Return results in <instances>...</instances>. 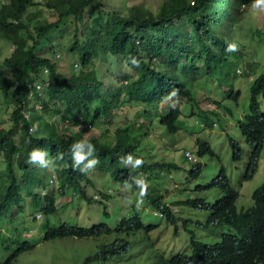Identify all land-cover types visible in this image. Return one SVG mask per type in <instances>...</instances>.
<instances>
[{
	"label": "trees",
	"instance_id": "obj_1",
	"mask_svg": "<svg viewBox=\"0 0 264 264\" xmlns=\"http://www.w3.org/2000/svg\"><path fill=\"white\" fill-rule=\"evenodd\" d=\"M41 1L0 0V37L11 43L10 51L0 52V97L7 98L6 103L12 108L8 113L10 127L0 129L4 165L0 217L6 214L11 219L26 206L30 207L33 221L46 220L40 227V241L65 240L71 244L75 240H89L81 244L95 250L80 264H90L101 257L125 254L129 235L141 230L146 233L153 226L144 224L135 211L114 226L71 222L70 218L78 214L75 204L103 205L99 198L85 192L83 183L88 185L91 181L82 169L90 160L97 159L96 170L109 174L119 183H130L138 194L137 181L142 176L148 179L147 174L156 167L169 174L178 171L180 168L173 163L144 161L134 133L125 132L127 123L135 131L145 130L148 136L154 118L149 113L139 119V112L144 109L142 114L146 115L162 107L158 118L171 133L177 130L180 117L188 120L197 116L209 125L211 110L201 107L199 93L205 100L213 99L200 87L195 90V84L201 78L221 80L218 73L223 66L228 70L232 61L243 60L242 43L237 39L226 40L230 30L223 33L221 26L224 21L234 19L242 6L253 5L254 0H161L155 11L147 4L133 3L125 14L106 12V18L100 22L94 18L95 13H90L97 8L95 0H44L43 4ZM39 4L55 11L56 22L73 18L75 29L65 51L76 54V63H69L67 73L57 71L52 59L55 45L45 37L56 22H38L30 28L29 20H25L29 8ZM180 17H186L189 31L175 27L174 20ZM255 33L259 35L258 31ZM40 37H44L41 43ZM229 44H235L237 50H227ZM45 47L47 54L41 52ZM114 58L124 59L133 68L132 74L121 77V84L116 86L103 83L95 67V59L111 66ZM132 58L138 62L137 66L131 63ZM73 65H77L75 70L80 67L78 71L74 72ZM187 72L189 78L185 76ZM174 90H178L175 95ZM239 95V90L228 88L230 100L236 102ZM261 100L264 101V70L249 87L250 113L240 122L243 137L253 147L248 169L257 167V144L264 139ZM129 106L140 107L122 116ZM197 147L202 149L198 144ZM233 148V157L238 160L239 148ZM32 151L47 156L50 164L34 165L29 159ZM76 153L85 159L77 163ZM138 158L143 160L140 168L136 165ZM200 172L201 166L196 164L189 176L197 178ZM53 178L59 186L57 194L51 188ZM206 188L222 193L213 205L201 199L171 203L207 209L205 226L217 223L228 227L229 232L213 244L191 235L190 254L178 251L167 259L163 252L155 251L153 258H158L160 264L164 260L169 264H264V182L256 190L251 208L244 213L236 212L238 192L224 175L221 180L213 179ZM58 199L62 201L57 203ZM143 199L156 208L167 224L176 227L174 232L178 234L177 223L184 225L186 221L172 213L162 195L150 189ZM4 228L9 232L10 226ZM7 231L4 236L0 232V237H8ZM91 240L96 242L94 247ZM12 242L14 248L7 249V256L0 264H12L22 253L37 246L29 240Z\"/></svg>",
	"mask_w": 264,
	"mask_h": 264
},
{
	"label": "rangeland",
	"instance_id": "obj_2",
	"mask_svg": "<svg viewBox=\"0 0 264 264\" xmlns=\"http://www.w3.org/2000/svg\"><path fill=\"white\" fill-rule=\"evenodd\" d=\"M41 2L43 4L44 0ZM160 2L161 0H95L97 8L92 12L90 11V13L92 15L95 13L94 18L97 22H100L106 18V12L125 14L128 6L133 3L147 4L155 11ZM42 4L36 7L32 6L27 11L25 20H29L30 28L37 26L38 22L54 23L57 21L55 11L53 9H46ZM29 16L31 17L30 19ZM88 23L93 22L89 21ZM174 25L176 28L182 26L184 32L189 31L186 17L175 19ZM74 29V21L70 16L56 22V24L54 23V26H51L45 35L47 41L55 45L56 53L52 59L53 62H56L58 72L67 73L70 69L69 63H76V54L71 53V55L65 51V47L72 41ZM228 30H230V34L225 36L226 40L237 39L242 43L240 50L244 55L242 56L243 60L232 61L228 65V70L223 66V70L226 71L223 72L221 69L218 73L219 77L222 76L221 80H216L215 77L211 79L201 78L196 82L194 87L195 90L200 87L202 92L210 94V97H213L218 102L219 108L211 100H205V97L199 93V100L203 108L208 107L211 103L213 111L228 112L227 116L217 118L211 114V111L210 113L208 112L210 122H218L213 128L203 127V120H200L197 116L188 117V120H191L190 124L185 123V121H188L187 119L181 118L177 124L181 122L183 126L177 130L175 135L163 132V127L160 126L158 120L152 121L148 134L149 137H147V132L143 129L135 131L129 122L125 130L129 135L130 133H134V139L139 147L138 151L141 152V157L144 161L149 164H158L170 160L171 162L174 161L180 168L178 171H170L169 174L156 167L155 171L149 172L150 178L149 180L146 179L145 182H148L147 192L152 189L158 195H162L163 201L176 208L177 212L175 213L180 215L186 223L184 225L182 222L177 223L178 234H176L174 232L176 227L167 224L156 208H151L143 198L141 200L136 189H133L128 184L114 181L109 175L100 170H96L95 168L90 170L88 167H85L82 170L91 181L88 185H85V182L83 183L85 192L89 196L94 194L101 199L100 201H105L104 207L95 202L90 205L84 203L75 204L74 207L77 210L75 211L78 214H74L70 218L71 222H77L83 226L99 223L114 226L122 218H128L135 211L140 214L144 224L153 226L146 233L141 230L135 234H130L128 249L125 254L101 257L98 261H93L90 264H160L158 263V258H153L155 251L163 252L164 257L167 259L170 258L171 254L178 251H185L186 254H190L189 240L191 235H194L196 240L206 244H213L219 241L223 233L229 232V228L226 226L206 227L205 222L209 216L207 209L199 210L186 205L180 206L171 203L174 200L180 199L183 201L201 199L203 202L213 205L215 200L222 196L219 190L206 188L211 180L217 176L218 163L216 157L219 158L224 166L230 185L239 192V197L236 201L237 210L251 207L253 191L264 181V149L260 155L256 174L252 179L244 181V166L249 154V148L241 135L237 119L241 115L249 113V87L253 79L264 70V8H253L252 5L248 8L242 6L239 14L234 19L223 22L221 32L225 33ZM256 31L259 32V35L255 33ZM251 34H253L252 38ZM42 39L44 37H40L38 41L41 43ZM39 46L40 44L36 50ZM10 49L11 43L0 37V52H8ZM41 52L47 54L46 47ZM76 66L73 65L74 72L80 68L78 66L75 70ZM95 67L97 75L100 76L102 82L113 86L121 84V77L130 76L133 71V68L128 66L124 59L120 58H114L111 66L100 64L95 59ZM189 74L187 72L185 76L189 78ZM229 87L240 91L236 103L227 97ZM6 101L7 98L0 97L1 130H6L10 127L8 113L12 108L11 105H7ZM139 107L129 106V109L123 112L122 116H128L134 113L133 111H138ZM262 109H264V102H262ZM143 111L144 109L140 110L139 113L141 115L139 119L147 116L149 113L151 115L154 114L150 111L144 115L142 114ZM187 112L190 113L189 110ZM94 129V132L97 133L98 130ZM37 130L39 129L37 128ZM229 138L239 144L241 154L237 162L233 161V153L228 142ZM197 139L207 141L216 157L208 155L201 157V173L197 178H191L189 176L187 158L183 156V152L185 149L194 150ZM38 155L43 156H39L40 158L33 162L34 165L42 163L45 166V164H50L47 156H44L41 152ZM3 169L4 165L0 155V184L4 181L2 176ZM39 176H41V172ZM51 186L53 192L58 193L59 186L56 181ZM107 192L110 193L109 200L102 197V195H107ZM60 201L62 200L58 199L57 203ZM103 208L106 209V214H104ZM10 212L13 213L12 210ZM31 212V208L26 206L24 210L19 211L11 219L6 214L0 217V232L2 236L7 231L4 227L8 228L10 226L9 232L7 231L9 233L8 237H0L3 240L0 244V261L6 258L7 249L11 250L14 248L15 245L12 241L19 240H29L37 243V246L30 252L22 253L12 264H80L84 257L94 252V248L81 244L87 243L89 240H75L71 244L69 242L66 243L65 240L40 241L42 236L40 227L46 223V220L43 218L41 221H33ZM106 239L109 240V238ZM66 240L71 241L73 239ZM91 241V244H93L94 240ZM95 244L96 242L93 244V247Z\"/></svg>",
	"mask_w": 264,
	"mask_h": 264
},
{
	"label": "bare ground",
	"instance_id": "obj_3",
	"mask_svg": "<svg viewBox=\"0 0 264 264\" xmlns=\"http://www.w3.org/2000/svg\"><path fill=\"white\" fill-rule=\"evenodd\" d=\"M177 35V34H176ZM212 99H213V101H211V102H213L215 105H216V107H218V102H217V100L216 99H214L213 97H211ZM216 100V101H215ZM262 102H264V101H260V106H261V104H262ZM236 103V102H235ZM201 105V104H200ZM202 108H203V106H201ZM219 108V107H218ZM204 109H208V110H211V114L212 115H214V117H217V118H220L221 116H227L229 113L228 112H226V113H221V112H216V111H213L212 109H213V107H212V104L210 103L209 105H208V107H206V108H204ZM220 110V109H219ZM261 113H264V109H262L261 108V111H260ZM154 114L152 115L153 116V118H154V120H158V122H159V124H160V126H162L161 128H162V131L163 132H165L166 134H169V135H175L176 133H177V130L178 129H180L182 126H183V124H181V122L179 123V124H176V129L177 130H175V132L174 133H171V131H169V130H167V128L165 127V126H163L162 125V123H161V121H160V118H158V115H159V117L161 116V114H162V107L157 111V112H153ZM196 113H198V111L196 112ZM249 113H250V110H249ZM248 113V114H249ZM222 114V115H221ZM248 114H246V115H248ZM246 115H241L238 119H237V123H238V126H239V129H240V122H242L243 120H244V117L246 116ZM195 117V116H194ZM182 117H180L179 119H181ZM178 119V120H179ZM178 123V122H177ZM218 122L217 121H213V122H210L209 123V125H205L204 123H203V127H205V128H213V127H215L216 126V124H217ZM240 132H241V135H242V137H243V133H242V131H241V129H240ZM147 137H149V136H147ZM243 139H244V141H245V143L247 144V146H248V148H249V154H248V156H247V159H246V162H245V166H244V174H243V180L244 181H247V180H250V179H252L253 177H254V175L256 174V171H257V169H258V162H259V159H260V155H261V153H262V151H263V149H264V139H260L259 140V144H257V147H258V149H259V151H258V154H257V167L254 169V168H250V169H248V167H247V165H248V157H249V155H251L252 153H253V147H252V144H250L249 143V141L248 140H245V138L243 137ZM228 142H229V145H230V147H231V150H232V153H233V155H234V148L233 147H236V148H239V151H240V147H239V144H238V142H236V141H234L233 139H228ZM197 144L202 148L201 150L200 149H198V147H197ZM175 147H176V145H175ZM240 154H241V151H240ZM205 155H208V156H210V157H212V156H215V154H214V152L212 151V149H211V147H210V144L207 142V141H203V140H200V139H197L196 140V148L194 149V150H191V149H185L184 150V152H183V156L185 157V158H187V162H188V165H189V172H190V169H193V167L196 165V164H199L200 166H201V163H200V158L201 157H203V156H205ZM216 157V156H215ZM240 159V158H239ZM239 159L238 160H236L234 157H233V161L234 162H237V161H239ZM216 160H217V163H218V169H217V176L214 178V179H219V180H221L222 178H223V175L227 178V175H226V172H225V169H224V166L222 165V163L220 162V160H219V158L218 157H216ZM167 162H169V163H173L174 165H177L174 161H168L167 160ZM162 163V162H161ZM86 167V166H85ZM141 166H139V168H140ZM95 168V167H94ZM201 169H202V166H201ZM83 171V170H82ZM84 172V171H83ZM104 173V172H103ZM201 173V172H200ZM107 174V173H106ZM107 175H109V174H107ZM148 175V180H149V178H150V175H149V173L147 174ZM142 177H144V178H141V179H143V180H146V176H142ZM140 179V180H141ZM114 180V179H113ZM213 180V179H212ZM211 180V181H212ZM227 180H228V178H227ZM115 181V180H114ZM229 181V180H228ZM55 182V179L53 178L52 179V182H51V185L53 184ZM117 182V181H116ZM264 182V181H263ZM119 183V182H118ZM121 183V182H120ZM148 183V182H147ZM122 184H128V185H130V183H122ZM209 185V184H208ZM207 185V186H208ZM131 186V185H130ZM132 187V186H131ZM133 189H135L134 187H132ZM235 189V188H234ZM258 188H256L254 191H253V194H252V198L254 197V194H255V192H256V190H257ZM137 190V189H136ZM236 190V189H235ZM106 192V191H105ZM238 192V191H237ZM137 193H138V191H137ZM103 194V193H102ZM91 195V194H90ZM91 196H95L94 194L93 195H91ZM140 196V195H139ZM95 197H97V196H95ZM102 197L104 198V199H108L109 200V197H110V193H108L107 192V195H102ZM238 197H239V192H238V196H237V199H238ZM97 198H99V197H97ZM219 198V197H218ZM217 198V199H218ZM216 199V200H217ZM237 199H236V201H237ZM99 200H101L100 198H99ZM215 200V201H216ZM236 201H235V206H236ZM101 203H103V207H104V203H105V201H101ZM148 204V203H147ZM166 204V203H165ZM101 205V204H100ZM149 205V204H148ZM168 207H169V209L172 211V213L174 214V215H176L177 217H180V215H177L175 212H177V209L176 208H173L171 205H168V204H166ZM150 206V205H149ZM181 206V205H180ZM151 207V206H150ZM152 208V207H151ZM251 208V207H250ZM250 208H248V209H242V210H236V212L237 213H244V212H246L247 210H249ZM237 209V208H236ZM103 212L105 213L106 212V209H104L103 208ZM159 213V212H158ZM218 224L217 223H213L212 225H210V226H217ZM221 226H225V225H221ZM206 227H208V226H206ZM217 227H220V226H217ZM224 234V233H223ZM222 234V235H223Z\"/></svg>",
	"mask_w": 264,
	"mask_h": 264
},
{
	"label": "clouds",
	"instance_id": "obj_4",
	"mask_svg": "<svg viewBox=\"0 0 264 264\" xmlns=\"http://www.w3.org/2000/svg\"><path fill=\"white\" fill-rule=\"evenodd\" d=\"M252 6H253V8H264V0H254ZM227 50H229V51H236L237 50V46L235 44H229ZM131 63L134 66H137L138 65V62L136 61L135 58H132L131 59ZM177 92H178V90H174L173 95H175ZM39 158L40 157H39V155L36 152L32 151L30 153V156H29L30 162L33 163L34 161L38 160ZM130 158L131 157L129 156V159ZM75 159H76L77 163H79L80 161H83L85 159V157L83 155L79 154V153H76L75 154ZM98 163H99V161L97 159H92V160L89 161V163H88V165L86 167H88L91 170ZM136 165L137 166H142L143 165V160H141V159L138 158L136 160ZM137 184H138V187L140 189L139 195H140V198L142 200V198L147 195L148 183L145 182V180L141 179V180L137 181ZM163 264H169V263L168 262H165V260H164Z\"/></svg>",
	"mask_w": 264,
	"mask_h": 264
}]
</instances>
